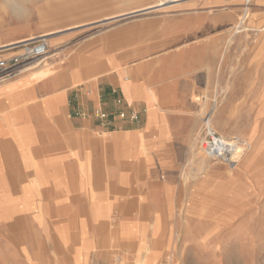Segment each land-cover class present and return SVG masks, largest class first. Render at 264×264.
<instances>
[{
    "label": "rangeland",
    "instance_id": "obj_1",
    "mask_svg": "<svg viewBox=\"0 0 264 264\" xmlns=\"http://www.w3.org/2000/svg\"><path fill=\"white\" fill-rule=\"evenodd\" d=\"M14 1L23 11L0 0V58L22 53L20 43L39 37L48 39L50 52L11 79L57 62L71 63L83 79L95 77L100 47L109 49L112 32H120V39L134 40L136 58L182 48L185 64L197 62L201 110L181 121L184 131L194 129L192 143L178 152L176 165L156 173L165 187L151 183L148 197L138 190L132 199L122 190L128 184H110L104 175L103 201L113 203L97 245L94 224L83 240L94 244L76 246L58 237L66 232L58 224L16 214L15 192L8 190L0 208V264H135L142 254L146 264H264V0ZM63 1L71 4L68 12L53 17ZM111 123L96 118L102 127ZM207 127L244 144L236 162L207 156ZM134 223L157 226V236L135 230L139 253L117 246L115 236L105 246V231Z\"/></svg>",
    "mask_w": 264,
    "mask_h": 264
},
{
    "label": "crops",
    "instance_id": "obj_2",
    "mask_svg": "<svg viewBox=\"0 0 264 264\" xmlns=\"http://www.w3.org/2000/svg\"><path fill=\"white\" fill-rule=\"evenodd\" d=\"M120 35L112 32L109 49L100 47L95 77L83 79L71 63L57 62L0 83V208L12 189L16 214L58 224L66 231L58 237L76 246L91 243L83 242L89 223L96 226L91 244L107 228L113 202L103 201L104 175L110 184H128L122 190L132 199L139 191L148 197L151 183L165 187L156 173L176 165L178 152L192 143L194 129L184 131L181 121L198 118L201 110V69L182 61V48L162 58H136L134 40ZM96 109L114 116L110 126L81 117ZM152 225L105 231V246L115 236L117 246L139 253L142 238L135 230L152 233ZM104 254L112 255L108 249Z\"/></svg>",
    "mask_w": 264,
    "mask_h": 264
},
{
    "label": "built area",
    "instance_id": "obj_3",
    "mask_svg": "<svg viewBox=\"0 0 264 264\" xmlns=\"http://www.w3.org/2000/svg\"><path fill=\"white\" fill-rule=\"evenodd\" d=\"M20 48L22 51L21 54H16L9 58H0V83L15 77L25 66L43 59L50 52L46 37L26 40L20 43ZM93 115L106 124L111 123L109 116L101 109H96ZM119 116L124 118L125 114L120 113ZM222 138L217 132L209 131L207 127L206 139L204 140L203 146L207 147V150L211 153L219 154L221 149L226 147Z\"/></svg>",
    "mask_w": 264,
    "mask_h": 264
},
{
    "label": "bare ground",
    "instance_id": "obj_4",
    "mask_svg": "<svg viewBox=\"0 0 264 264\" xmlns=\"http://www.w3.org/2000/svg\"><path fill=\"white\" fill-rule=\"evenodd\" d=\"M6 3L10 6H15V9H17V11H23V8L18 5L14 0H5ZM250 1V0H248ZM89 2V0H82L80 2H78V6L79 4L82 3V5H87V3ZM69 7H71V4L68 3L67 1H63L60 3V6L59 8H56V9H51V13L53 15V17L56 16V18H60L62 16H64L67 12H68V9ZM136 13V12H135ZM134 14V13H133ZM19 54V53H18ZM21 54V53H20ZM29 66V65H28ZM209 119V118H208ZM209 130V129H208ZM81 131V130H80ZM224 141V140H223ZM225 143V146L224 148L221 149V151L219 152V154H214V155H217L216 158H221V159H224L226 160L227 162H236L238 160V158L243 154V152L245 151L246 147L244 146L243 143H241L239 140H235V141H231V142H226L224 141ZM204 147V146H203ZM204 151L207 152V156H208V153L210 152L209 150H207V147H204ZM209 151V152H208ZM211 153V152H210ZM213 154V153H211ZM153 231V233L155 234V236H157V226L155 225H152L150 227ZM149 230V229H148ZM159 231V230H158ZM109 233V232H108ZM123 231H120L119 234H122ZM139 233V232H138ZM139 235V234H138ZM148 235V234H147ZM156 245V244H155ZM148 246V244H147ZM111 249V248H110ZM146 251V249H145ZM157 253V251H156ZM135 264H146V261H145V257L143 256L142 254V257L140 256L137 260H136V263Z\"/></svg>",
    "mask_w": 264,
    "mask_h": 264
}]
</instances>
